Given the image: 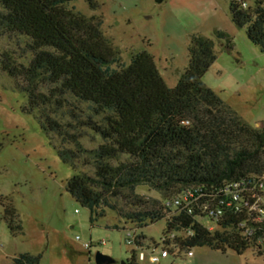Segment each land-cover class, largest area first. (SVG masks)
I'll use <instances>...</instances> for the list:
<instances>
[{
  "label": "trees",
  "instance_id": "1",
  "mask_svg": "<svg viewBox=\"0 0 264 264\" xmlns=\"http://www.w3.org/2000/svg\"><path fill=\"white\" fill-rule=\"evenodd\" d=\"M74 1L0 0V37L21 39L30 56L23 65L4 53L0 69L27 98L23 111L36 114L43 131L60 139V160L74 170V162L83 158V165L93 169L92 175L74 171L65 185L75 202L89 210L91 224L101 207L138 228L165 220L170 210L148 209L135 194L138 187L152 188L169 202L188 188L264 172V130L246 124L202 83L215 61L210 39L190 36L187 67L169 89L146 51L113 69L120 60L103 36L102 21L68 9ZM86 1L94 6L93 0ZM228 1L232 23L245 27L249 42L264 53L260 2L242 10L237 0ZM59 111H67L72 122L61 124ZM83 128L102 143L83 149L76 137ZM1 206V220L11 234L18 233L14 210ZM179 219L194 230L193 238L179 244L180 253L196 247L237 254L245 249L233 232L210 234L191 217ZM39 258L25 253L12 264H38ZM131 258L126 264H136Z\"/></svg>",
  "mask_w": 264,
  "mask_h": 264
},
{
  "label": "rangeland",
  "instance_id": "2",
  "mask_svg": "<svg viewBox=\"0 0 264 264\" xmlns=\"http://www.w3.org/2000/svg\"><path fill=\"white\" fill-rule=\"evenodd\" d=\"M93 3L90 6L86 0H77L67 8L87 19L102 21L103 36L120 60L113 69L127 66L132 54L146 51L167 88L172 89L187 67L190 36L208 38L213 42L215 61L202 83L246 124L264 130V53L249 42L245 27L232 23L228 0ZM216 33L224 37L219 39ZM24 48L21 39L0 37V56L8 53L27 65L30 56ZM13 85L0 69V264H12L13 258L25 253L39 256L38 264H94L96 253L112 258L114 264H126L131 254L124 244L125 229H135L144 238V245L159 244L165 231L164 219L138 228L101 207L90 223L89 210L75 202L65 185L74 171L92 175L93 169L83 165V158L74 162V170L60 160L56 151L60 139L43 131L36 114L23 111L27 98ZM56 117L61 124L72 122L67 111H59ZM78 130L77 141L83 149L93 150L102 143L89 130ZM65 148L73 150L71 145ZM135 194L143 198L148 209L165 207L162 195L152 188L138 187ZM1 203L14 210L18 233L11 234L1 220ZM101 241L105 245H99ZM85 244L90 245L89 250ZM191 251V258L180 254L160 264H264V259L251 251L237 254L207 247Z\"/></svg>",
  "mask_w": 264,
  "mask_h": 264
},
{
  "label": "built area",
  "instance_id": "3",
  "mask_svg": "<svg viewBox=\"0 0 264 264\" xmlns=\"http://www.w3.org/2000/svg\"><path fill=\"white\" fill-rule=\"evenodd\" d=\"M257 1L264 10V0ZM237 2L242 10H246L255 0ZM165 208L170 210L165 218L170 229L162 234L159 244L144 245L135 229H125L124 244L134 263L160 264L180 254L191 258L192 249L183 253L179 250V244L194 237L191 226L185 227L181 223L182 215L191 217L207 233H235L245 247L243 252L251 251L264 259V172L223 181L209 188H188L166 202ZM99 245L103 246L105 242L101 241ZM84 248L89 250L90 245L85 244Z\"/></svg>",
  "mask_w": 264,
  "mask_h": 264
},
{
  "label": "water",
  "instance_id": "4",
  "mask_svg": "<svg viewBox=\"0 0 264 264\" xmlns=\"http://www.w3.org/2000/svg\"><path fill=\"white\" fill-rule=\"evenodd\" d=\"M94 264H114V260L108 256H105L101 253H96L94 255ZM125 264V263H122Z\"/></svg>",
  "mask_w": 264,
  "mask_h": 264
}]
</instances>
